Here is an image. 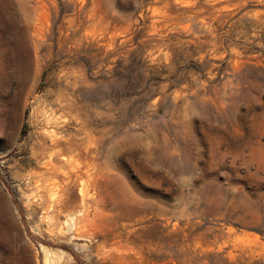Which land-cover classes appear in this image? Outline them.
I'll return each instance as SVG.
<instances>
[{"label": "rangeland", "instance_id": "1", "mask_svg": "<svg viewBox=\"0 0 264 264\" xmlns=\"http://www.w3.org/2000/svg\"><path fill=\"white\" fill-rule=\"evenodd\" d=\"M55 140L85 228L32 197ZM42 248L264 264V0H0V264Z\"/></svg>", "mask_w": 264, "mask_h": 264}, {"label": "bare ground", "instance_id": "2", "mask_svg": "<svg viewBox=\"0 0 264 264\" xmlns=\"http://www.w3.org/2000/svg\"><path fill=\"white\" fill-rule=\"evenodd\" d=\"M71 147V145L62 143L60 140L54 141L53 150H51L53 151L51 153L52 157L49 158L50 160L43 166L41 165V171L39 170L32 175V197H35L37 199L36 201L39 202V206L43 211L45 219L50 221H53V219L59 220L60 216L64 214L72 221L74 226L85 228L87 227L89 220L95 216V213H93V210L95 209L93 207V202L91 200H86L84 190L82 189L81 193L83 197L79 202L80 204L70 207L66 200L65 188L62 187L60 181V178L66 181L72 179L70 176L73 171L67 169V161L69 159H66L65 157L66 155L70 156L68 154L74 150ZM43 150L49 149L43 148L42 151ZM58 157H61V159ZM56 164H59L60 166H57ZM42 251L44 264H50L48 252L44 248H42Z\"/></svg>", "mask_w": 264, "mask_h": 264}]
</instances>
